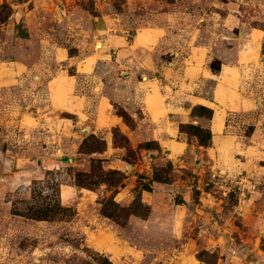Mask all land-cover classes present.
<instances>
[{
	"label": "rangeland",
	"instance_id": "rangeland-1",
	"mask_svg": "<svg viewBox=\"0 0 264 264\" xmlns=\"http://www.w3.org/2000/svg\"><path fill=\"white\" fill-rule=\"evenodd\" d=\"M0 264H264V0H0Z\"/></svg>",
	"mask_w": 264,
	"mask_h": 264
},
{
	"label": "crops",
	"instance_id": "crops-1",
	"mask_svg": "<svg viewBox=\"0 0 264 264\" xmlns=\"http://www.w3.org/2000/svg\"><path fill=\"white\" fill-rule=\"evenodd\" d=\"M104 17L105 18H103V16L97 17L98 20L94 21V26H93L91 34H92V36H95L98 38V39H96L97 42H99V40H101L102 43L106 44L107 41L109 40L107 37V31L109 29V24L106 21V17L110 18L111 20L115 19V18H113L110 14H107V15L105 14ZM97 21H99V23ZM103 31L106 33L104 34ZM109 42L113 46L121 45V35L112 33V38L110 39ZM82 65H85V63L81 64V68L79 67V70L82 72H86L87 75L89 76V78L98 77V73H95L94 71H92L93 69L86 70L85 68H83ZM130 73H131V71H130ZM190 90H191V87L190 88L180 87L179 89L176 88L173 90L172 95H174L176 92H180V93L183 92V93L182 94H175V97L173 99H170V100H167V98L164 97L161 90H159L161 96L157 95L156 91L146 93L143 96L144 113L151 118H155L159 112L163 111L165 116H169L171 113H177V114H181L182 116L184 115L187 118L188 114H186V113H188V111L184 110V108H183V105H185L187 102L186 103H184V102L185 101H193V102L195 101L194 100L195 95L192 94L191 93L192 91H190ZM172 108H174V110ZM183 113H185V114H183ZM170 138H171V136H169V139Z\"/></svg>",
	"mask_w": 264,
	"mask_h": 264
},
{
	"label": "bare ground",
	"instance_id": "bare-ground-1",
	"mask_svg": "<svg viewBox=\"0 0 264 264\" xmlns=\"http://www.w3.org/2000/svg\"><path fill=\"white\" fill-rule=\"evenodd\" d=\"M145 78H148V77H145Z\"/></svg>",
	"mask_w": 264,
	"mask_h": 264
}]
</instances>
